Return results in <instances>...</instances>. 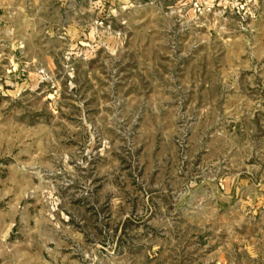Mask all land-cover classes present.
Returning a JSON list of instances; mask_svg holds the SVG:
<instances>
[{"label":"rangeland","instance_id":"obj_1","mask_svg":"<svg viewBox=\"0 0 264 264\" xmlns=\"http://www.w3.org/2000/svg\"><path fill=\"white\" fill-rule=\"evenodd\" d=\"M0 264H264V0H0Z\"/></svg>","mask_w":264,"mask_h":264}]
</instances>
